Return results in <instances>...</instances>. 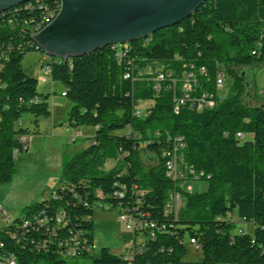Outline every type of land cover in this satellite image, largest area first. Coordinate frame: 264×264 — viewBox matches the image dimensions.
I'll return each mask as SVG.
<instances>
[{
    "label": "trees",
    "instance_id": "16d2710c",
    "mask_svg": "<svg viewBox=\"0 0 264 264\" xmlns=\"http://www.w3.org/2000/svg\"><path fill=\"white\" fill-rule=\"evenodd\" d=\"M60 6V0H27L0 11V185L13 179L15 149L28 150L18 143L28 134L22 116H34L36 132L40 119L52 115L23 60L44 53L32 34ZM263 63L264 0H205L190 16L139 40L67 62L52 56L51 77L73 103L68 125L96 133L64 163L53 196L25 207L0 231V264L12 257L16 264H70L78 257L90 262L73 264H264V106L245 101L252 79L246 68ZM219 75L222 87L229 84L225 97ZM142 101L152 103L137 115ZM175 156L184 172L177 179L167 170ZM187 179H207L208 189L184 192ZM176 192L185 198L178 212L169 206ZM99 201L136 220L133 245L141 251L91 253ZM235 212L255 225L252 233L236 231ZM187 239L197 241L201 260H186Z\"/></svg>",
    "mask_w": 264,
    "mask_h": 264
},
{
    "label": "rangeland",
    "instance_id": "374dc122",
    "mask_svg": "<svg viewBox=\"0 0 264 264\" xmlns=\"http://www.w3.org/2000/svg\"><path fill=\"white\" fill-rule=\"evenodd\" d=\"M45 57L44 61H41ZM52 56L38 51L29 52L23 60L24 70L36 77L39 81L38 91L48 95V103L53 115L41 118L39 127L35 132L34 116L24 114L20 125L28 129L29 149L20 152L16 157V169L11 182L0 185V205L5 213L0 211V231L16 218H22L25 207L37 202L50 199L54 191L61 184L63 165L79 151L90 143V138L79 137L75 142H70V137L75 135V130L68 125L69 112L73 103L62 92L66 90L63 83L53 81L51 73L45 67ZM55 59H60L55 57ZM44 63L45 65H41ZM247 75L252 77L251 85L247 90L245 101L249 105H262L264 99V63L254 68H246ZM229 93V84L220 89L222 97ZM151 101H142L140 110L144 114L151 105ZM92 127V126H87ZM145 157V152H144ZM114 165L110 162L108 167ZM264 171V163L260 164ZM207 179H187L181 182L180 188L188 193H201L208 189ZM175 208L178 212L184 204ZM236 224V231L244 229L247 233L254 231L253 223L242 222L237 213L232 215ZM94 237L95 244L91 253L98 257L101 247H107L113 253L126 255L128 245H133L134 232L127 228L126 223L120 220V207H110L106 202L99 201L94 207ZM141 240V236L137 238ZM188 254L186 260L197 261L202 259V252L186 240ZM70 264L89 263V259L81 257L68 259ZM39 264H44L41 260Z\"/></svg>",
    "mask_w": 264,
    "mask_h": 264
},
{
    "label": "water",
    "instance_id": "95a60500",
    "mask_svg": "<svg viewBox=\"0 0 264 264\" xmlns=\"http://www.w3.org/2000/svg\"><path fill=\"white\" fill-rule=\"evenodd\" d=\"M27 0H0V11ZM205 0H60L57 14L32 39L64 62L107 45L147 37L193 14Z\"/></svg>",
    "mask_w": 264,
    "mask_h": 264
},
{
    "label": "built area",
    "instance_id": "2783aa9c",
    "mask_svg": "<svg viewBox=\"0 0 264 264\" xmlns=\"http://www.w3.org/2000/svg\"><path fill=\"white\" fill-rule=\"evenodd\" d=\"M51 13V12H50ZM46 17H49V13L46 14L41 21H39L36 25H35V28L37 26L40 25V23L43 22V19H46ZM42 65L44 66L45 64L42 63ZM47 70L50 71V67L49 65L47 64V67H45ZM190 77L192 76V74L189 75ZM126 78L129 77V74H127L125 76ZM158 79H163L164 78V75L159 73L158 76H157ZM218 86L219 87H222L223 84H224V81H223V76L222 75H219L218 76ZM191 88V85L188 83V81L186 82L185 84V89L189 91V89ZM62 95H66L65 92H62ZM185 98H188L189 95H188V92H185ZM207 105H214V102H211V101H208L206 102ZM136 114L137 115H142V112L140 110L136 111ZM238 137L240 138H243L244 137V134L239 132L237 134ZM79 134H75L74 136L70 137V142H75L77 140V138H79ZM18 143L20 144V146H22L24 149H27L29 147V142H28V138L26 135H21L18 139ZM180 148V145H176L175 144V147H174V152L176 153ZM21 151L19 150V148L15 149V153L18 155ZM167 170H168V173L170 176H172L174 179H177L179 177H182L184 175V172H183V169H180L178 168V162H177V157H173L172 159H170L168 162H167ZM203 173H201L202 175ZM172 203L169 204V206L171 207H175V208H178L181 206L182 204V196L179 192H176L174 193V195L172 196V200H171ZM0 211L5 213L4 209L1 207L0 205ZM120 220L122 222H125L126 223V226L128 229L130 230H134L135 228V225H136V220L126 214V213H121L120 214ZM191 242L194 244V246L198 249L199 248V245L197 244V241L195 239H191ZM80 243L77 241L76 242V245H79ZM128 249H127V253H126V256H131L133 254V252L135 250L137 251H141V245H128L126 246ZM76 252V249L73 247V248H69V253H72L74 254ZM7 264H16V261H15V258L12 257L8 260Z\"/></svg>",
    "mask_w": 264,
    "mask_h": 264
},
{
    "label": "crops",
    "instance_id": "0c3cea01",
    "mask_svg": "<svg viewBox=\"0 0 264 264\" xmlns=\"http://www.w3.org/2000/svg\"><path fill=\"white\" fill-rule=\"evenodd\" d=\"M45 60V57H42L41 61H44ZM42 65V63H41ZM64 92V91H63ZM262 102L261 104H263L264 106V99L262 98ZM259 106H262V105H259ZM53 115V113H52ZM51 115V116H52ZM70 128H73L75 131V134H79L80 137H85V138H90V143H91V140H92V137L95 135L96 133V127H87V126H82V127H78V128H75V127H70ZM28 138V137H27ZM89 143V144H90ZM88 146V145H87ZM86 146V147H87ZM30 147V145H29ZM28 147V149H29ZM85 147V148H86ZM96 241V240H95ZM107 247H109L108 245H106ZM102 248V247H101Z\"/></svg>",
    "mask_w": 264,
    "mask_h": 264
},
{
    "label": "bare ground",
    "instance_id": "6f19581e",
    "mask_svg": "<svg viewBox=\"0 0 264 264\" xmlns=\"http://www.w3.org/2000/svg\"><path fill=\"white\" fill-rule=\"evenodd\" d=\"M55 15H56V14L52 15L51 18H53ZM39 31H40V30H39ZM39 31H38V32H39Z\"/></svg>",
    "mask_w": 264,
    "mask_h": 264
}]
</instances>
